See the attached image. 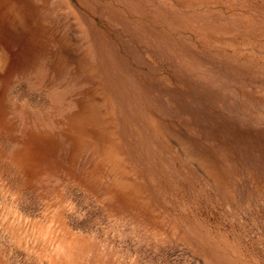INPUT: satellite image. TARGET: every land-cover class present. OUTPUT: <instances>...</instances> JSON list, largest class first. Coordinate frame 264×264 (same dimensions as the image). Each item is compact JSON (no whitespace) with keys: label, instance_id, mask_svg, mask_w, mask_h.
<instances>
[{"label":"rangeland","instance_id":"obj_1","mask_svg":"<svg viewBox=\"0 0 264 264\" xmlns=\"http://www.w3.org/2000/svg\"><path fill=\"white\" fill-rule=\"evenodd\" d=\"M0 264H264V0H0Z\"/></svg>","mask_w":264,"mask_h":264},{"label":"bare ground","instance_id":"obj_2","mask_svg":"<svg viewBox=\"0 0 264 264\" xmlns=\"http://www.w3.org/2000/svg\"><path fill=\"white\" fill-rule=\"evenodd\" d=\"M4 2V1H3ZM2 3V2H1ZM17 4V3H16ZM15 6H17V5H15ZM19 7V6H18ZM1 8H3V6L1 7ZM6 8V7H5ZM20 10V9H19ZM18 10V11H19ZM15 11V10H14ZM5 12H7V11H5ZM17 14V13H16ZM16 14H14V15H16ZM6 15V14H5ZM4 15V16H5ZM22 15V14H21ZM10 16V15H9ZM18 17V16H17ZM10 19V18H9ZM22 19H23V17H22ZM18 21H20L19 19H18ZM17 21V22H18ZM12 23V22H11ZM8 24H10L9 22H8ZM10 26V25H9ZM35 30V29H34ZM39 31V30H38ZM29 32V31H28ZM18 33V32H17ZM31 34V33H30ZM37 34V33H36ZM32 35V34H31ZM43 35V34H42ZM29 37V36H28ZM31 37V36H30ZM36 37V36H35ZM61 37V36H60ZM59 37V38H60ZM39 38V37H38ZM58 38V37H57ZM58 38V39H59ZM28 39V38H27ZM36 39V38H35ZM34 39V40H35ZM42 39V38H41ZM30 40H31V38H30ZM33 40V39H32ZM60 40V43H61V39H59ZM66 42V41H65ZM68 43V42H67ZM63 44V43H62ZM61 44V45H62ZM65 44V43H64ZM63 44V45H64ZM63 47V46H62ZM61 49V48H60ZM2 58V57H1ZM58 60V59H57ZM61 62V61H60ZM98 93V92H97ZM95 98V97H94ZM100 98V97H99ZM101 103V101L100 102H98L97 100H93V101H89V102H87L86 103V105L85 106H83L81 109H82V111H81V113L77 116V120H75L74 119V121H73V123H75V124H78V123H81L82 125L84 124V125H89L90 127H93L95 130H96V132L97 133H99L100 134V136H101V138L103 137L104 139H105V133L107 134L108 133V131H107V129H106V127H108V126H106V122H105V116L104 115H101V113L99 112V105L98 104H100ZM103 104V103H102ZM104 106H102V108H103ZM100 110H102V109H100ZM102 112V111H101ZM105 114V113H104ZM104 116V117H103ZM120 127V126H119ZM45 131V130H44ZM81 133V132H80ZM51 135V134H50ZM109 145H110V143H108ZM113 144V143H112ZM111 146V145H110ZM112 146H114V144L112 145ZM195 153V152H194ZM105 157V156H104ZM108 157V156H107ZM106 157V158H107ZM109 157H110V155H109ZM118 157V156H117ZM197 158V157H196ZM113 162V161H112ZM200 162V161H199ZM202 169V168H201ZM116 180V179H115ZM128 180V179H127ZM130 182V181H129Z\"/></svg>","mask_w":264,"mask_h":264}]
</instances>
